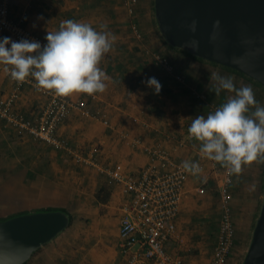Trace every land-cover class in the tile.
<instances>
[{
    "label": "crops",
    "instance_id": "0c3cea01",
    "mask_svg": "<svg viewBox=\"0 0 264 264\" xmlns=\"http://www.w3.org/2000/svg\"><path fill=\"white\" fill-rule=\"evenodd\" d=\"M126 1L11 0L10 2V17L13 20L23 19L24 27L43 40L47 31L58 30L61 22L68 19L90 23L98 30L101 24H107L108 30L116 36L112 50L104 56L100 65L109 77L106 90L94 96L71 95L73 100L83 99L87 102L90 115H84L80 110H73L59 126L56 136L65 139L67 147L57 148L26 132L29 134H26L29 141L43 145L48 149L47 151L52 152L53 157L45 152L39 153L43 157V162L40 164L42 171L43 169L46 171L51 164L54 167L61 164L63 162L61 157L64 159L66 156L73 163L75 161L73 157H76L81 149L78 147L84 144L82 156L87 159L94 157L97 164V168L91 170L92 176H24L22 186H27L26 194L30 196L25 206L30 208V213L46 209H66L73 222H76L78 227L81 226V232L79 231L75 238L58 236L41 248L42 252L38 255L37 264L122 263L119 228L120 209L125 196L121 185L109 182L111 176H108L107 171L113 170L123 174L141 172L151 161L147 149L155 148L160 144L170 150L174 160L180 164L184 161H199L201 143L190 139L188 133L189 118L194 117V111L196 114L198 110L194 109V103L189 99L182 111L176 113L173 111L174 105L180 100L178 97L183 98L182 94H188L189 90L180 89L181 86L171 79L174 77L166 74L160 66L157 67L155 63L153 65V62L150 63L141 55L139 48L142 47L131 29L133 20L142 22L144 26V21H147V18L151 19L154 4L152 6L151 0H138L135 14L130 15ZM128 18L133 20L129 23ZM144 31L142 36L145 42L150 41L149 46L154 50L175 60L176 70L179 69L182 72L180 74L186 75L190 86L194 89L192 92L194 100L202 102L200 96L207 98L206 93L198 91L203 92L208 79L212 83L214 74L221 76L228 73L220 66L208 61L191 59L189 55L181 52L182 50L171 48L157 30L144 29ZM10 38L18 41L13 37ZM3 69L4 66L0 65V100H7L15 95L12 111L31 120L37 119L45 109L52 92L37 91L32 78H28L23 83L12 81ZM135 69L140 72L137 78L134 76L137 75L134 73ZM150 77H155L162 85L158 95L144 83ZM179 106L181 105L178 102L177 108ZM212 106L219 107L216 102ZM104 121L109 124L105 125ZM0 127L8 128L14 133H22L2 117H0ZM183 141H186L187 145L180 147L178 143ZM96 171H101V174L98 172L96 174ZM204 177H191L177 221V237H173L166 247L169 253L183 258L187 264H211L215 248L214 245L213 248L205 250L201 236L192 238L190 234V238L185 235L186 229L191 226V223L187 225L185 220L190 200L197 194L195 189ZM24 189L22 187L23 194ZM208 194L212 198L216 197L219 210L217 196L213 191H209ZM239 261V257L235 259L234 256H230L227 264H239Z\"/></svg>",
    "mask_w": 264,
    "mask_h": 264
},
{
    "label": "built area",
    "instance_id": "2783aa9c",
    "mask_svg": "<svg viewBox=\"0 0 264 264\" xmlns=\"http://www.w3.org/2000/svg\"><path fill=\"white\" fill-rule=\"evenodd\" d=\"M11 0H0V37L9 35L16 40H36L43 46L46 41L24 27V20L10 17ZM127 11L135 13L138 0H127ZM132 32L137 40L142 39V32L132 24ZM155 63L163 71L183 83L185 76L176 70L170 60L161 55H153ZM89 96V95H88ZM94 96V95H92ZM206 101V96H200ZM15 95L7 100H0V117L16 127L20 132H28L36 139L45 141L57 148L65 149L67 143L56 136L59 126L73 110H80L90 115L87 102L73 100L71 96L61 97L51 93L49 101L39 117L31 120L12 111ZM218 106L209 105L210 112ZM105 125L109 123L104 121ZM190 139H193L189 136ZM139 143V142H137ZM185 147L186 141L179 142ZM151 161L137 174H123L108 170V176L122 186L125 201L121 206L119 237L121 240L120 264H187L179 256L172 255L166 249L168 242L177 237V221L187 193V185L193 176H205L196 187L198 195H207L213 191L217 196L220 223L211 264H227L236 240V226L233 213L232 186L234 174L230 175L219 163L208 160L199 154L202 171L197 175L185 172L182 164L174 160L172 152L163 145L147 149ZM95 158L90 163L95 164ZM205 174V175H203Z\"/></svg>",
    "mask_w": 264,
    "mask_h": 264
},
{
    "label": "clouds",
    "instance_id": "9594fccd",
    "mask_svg": "<svg viewBox=\"0 0 264 264\" xmlns=\"http://www.w3.org/2000/svg\"><path fill=\"white\" fill-rule=\"evenodd\" d=\"M195 30V23L192 25ZM46 43L0 37V65L12 81H35L37 91H51L56 96H89L103 93L109 77L100 67L116 36L101 24L99 30L90 23L68 19L56 31H47ZM215 95L234 93L206 117L197 115L188 128L189 136L201 143L200 154L219 163L230 175L239 174L242 166L264 161V106L255 99L252 88L237 89L232 78L214 74ZM146 86L159 94L162 85L155 77ZM254 109V110H252ZM181 167L192 175L202 169L197 162L184 161Z\"/></svg>",
    "mask_w": 264,
    "mask_h": 264
},
{
    "label": "water",
    "instance_id": "95a60500",
    "mask_svg": "<svg viewBox=\"0 0 264 264\" xmlns=\"http://www.w3.org/2000/svg\"><path fill=\"white\" fill-rule=\"evenodd\" d=\"M155 15L170 46L264 86V0H155ZM69 226L61 211L0 221V264H26ZM244 264H264V200Z\"/></svg>",
    "mask_w": 264,
    "mask_h": 264
},
{
    "label": "rangeland",
    "instance_id": "374dc122",
    "mask_svg": "<svg viewBox=\"0 0 264 264\" xmlns=\"http://www.w3.org/2000/svg\"><path fill=\"white\" fill-rule=\"evenodd\" d=\"M151 1L152 6L154 4L151 13V19L147 18V21H144V26L142 25V22L134 21L131 18H128V22L130 23V21L133 20L132 24H136L142 34L145 32L144 29H148L150 31L152 29L155 31L157 30L158 34H160V36L164 39L159 30L156 19L154 0ZM137 6L135 7V12ZM138 41L140 43L138 44L142 47L139 48L141 55L148 59L150 63L153 62L152 64L154 65L155 60L153 55L157 54L168 58L175 66V60L171 59L165 54L163 55V53L154 50L151 46H149L151 44L150 41L148 43L145 42L144 37ZM181 52L189 55V53L185 51ZM189 57H191V59L193 58L191 55H189ZM155 65L158 67L156 63ZM177 70L180 71L179 69ZM224 70H226L228 73L221 76L232 78L237 89L245 86L252 88L256 101L261 106H264V86L253 79L250 80L247 77L237 75L227 69ZM135 71L136 72L134 73L137 75L134 76L137 78L138 75L140 76V72L137 71V69H135ZM143 74L144 73L142 72V76ZM203 77L205 78V75ZM171 79L176 82L175 79ZM178 84V86H181L180 89L189 90V93L186 95L182 94V96L185 98H181L179 96V101L176 99L181 106L177 108L178 102H176L177 105H174L175 109H173L174 113H176V111H182L184 105L186 107L190 99V102L194 103V109L198 110L196 114L194 111V115H204L206 117L210 113L208 108L209 105H213L216 102V104L221 106L227 101V99L234 96V93L227 92L226 90L221 91L220 95L216 96L214 92L216 81L214 78H212V83L210 82V79H208V81L205 83V85H207L203 87V92L196 90L199 93H206L207 99L204 102L193 99L192 92L194 89L192 86H190L187 77H185V81L183 83ZM195 116L189 118L190 125ZM12 132L13 131L8 128L0 127V220L23 213H30V208L25 206L26 200L30 198V196L26 194L27 186H22L24 176H92L91 170L97 168L96 162L95 164H92L90 163V159H87V157L84 155L82 156L85 148L84 144L83 146L81 145L82 147H78L81 149H79L80 152H77L78 155L73 157L75 159L73 163L71 162L72 160H68L66 156L64 159L61 157L63 162H61V164H57L55 167L53 164H51V166H49L46 171L43 169L45 173L44 174L40 167V164L43 162V157L40 156L39 153L45 152V154L51 155V157H53L51 154L52 152L47 151L48 149H46L43 145L35 144V142L32 140L29 141V139L26 137V134ZM40 148L43 150L40 151ZM63 151L65 152V150ZM55 158L57 159L56 156ZM59 158L60 157H58V159ZM97 172L101 174V171H96V174ZM25 182H27V180H25ZM78 182L80 181L78 180ZM22 187L25 188L23 190L25 192L24 194L22 192ZM231 191L233 195V213L236 226V241L230 256H234L235 259L239 257V264H243L253 239L254 229L260 216L264 200V161L252 162L251 164L242 166L241 172L238 175L234 174V183ZM210 196V194L204 196L198 194L193 195L192 199L190 200L188 213L185 216L186 224L188 225L191 223V226L186 229L185 235H188L190 238V234H192V238L195 236H201L204 240L205 250L213 248L216 244L217 231L220 223V213L215 200L216 197L212 198ZM79 231L81 232V226L78 227V224L76 225V222H73L72 220L71 225L63 233H61L59 237L75 238L78 236L77 233ZM71 243H73V241H71ZM40 250L41 249H39L32 256V258L29 260L30 262L27 264H37L38 255L42 252ZM192 253H195V251H192Z\"/></svg>",
    "mask_w": 264,
    "mask_h": 264
},
{
    "label": "trees",
    "instance_id": "16d2710c",
    "mask_svg": "<svg viewBox=\"0 0 264 264\" xmlns=\"http://www.w3.org/2000/svg\"><path fill=\"white\" fill-rule=\"evenodd\" d=\"M171 48H173L172 46H171ZM176 49V48H175ZM178 50H180V49H178ZM183 51V50H182ZM185 52H187V51H185ZM187 53H189V52H187ZM189 55H191L190 53H189ZM194 59H196V60H199V61H205V60H202V59H200V58H197V57H194L193 55H191ZM211 64H214V65H216V66H221V65H219V64H216V63H212V62H210ZM221 67H223L224 69H227V70H229V71H232L233 73H235V74H237V75H241V76H244V77H247L248 79H250V80H252L251 78H249L247 75H245V74H242V73H240V72H237V71H235V70H232V69H230V68H227V67H225V66H221ZM179 73H181L180 71H178ZM175 79V78H174ZM176 80V79H175ZM176 82L177 83H180V82H178L177 80H176ZM22 133H24V134H27V135H29L28 133H26V132H22ZM110 183H115V181L114 180H112L111 178H110V181H109ZM50 211H61V212H64V213H66L68 216H69V218H70V225H71V223H72V217L70 216V214L68 213V211L66 210V209H46V210H42V211H39V212H50ZM32 213H34V212H32ZM26 214H29V213H23V214H20V215H16V216H12V217H10V218H7V219H2V220H0V221H6V220H9V219H11V218H14V217H17V216H21V215H26ZM236 241V240H235ZM28 263V262H27ZM26 263V264H27Z\"/></svg>",
    "mask_w": 264,
    "mask_h": 264
}]
</instances>
